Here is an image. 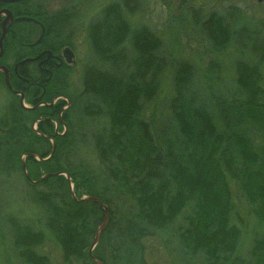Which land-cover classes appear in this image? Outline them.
<instances>
[{
  "label": "trees",
  "instance_id": "16d2710c",
  "mask_svg": "<svg viewBox=\"0 0 264 264\" xmlns=\"http://www.w3.org/2000/svg\"><path fill=\"white\" fill-rule=\"evenodd\" d=\"M114 1L87 26L89 49L104 67H89L73 98L67 94L66 67L57 70L58 83L45 86V104L37 111L22 110L13 98L10 143L0 146V161L10 159L21 173L17 156H25L27 201L42 213L43 229L64 264H94L89 249L104 211L97 203L79 202L83 196L107 212V226L91 252L102 264H147L143 238L163 233L180 218L186 222L179 234L183 248L202 254L204 263L222 264L233 257L240 236L230 225L232 191L264 220L263 70L258 62L237 61L229 93L214 82L200 92L193 85V66L178 60L165 89L171 62L162 39L147 27L133 28L129 1ZM46 2L25 0L11 9L27 23L42 24L43 47L58 54L71 47L64 28L77 20L78 4L49 11ZM199 24L216 53L232 45L231 27L216 14ZM251 52L264 61V39ZM57 97L69 103L52 104ZM73 111L101 125L92 134L89 164L73 166L83 142L73 129ZM51 141L54 151L45 160ZM8 225L22 264H51L36 252L46 239L43 230L11 217ZM254 249L255 258L264 261V241ZM234 264L248 263L237 258Z\"/></svg>",
  "mask_w": 264,
  "mask_h": 264
},
{
  "label": "rangeland",
  "instance_id": "374dc122",
  "mask_svg": "<svg viewBox=\"0 0 264 264\" xmlns=\"http://www.w3.org/2000/svg\"><path fill=\"white\" fill-rule=\"evenodd\" d=\"M46 1L44 5L49 11H57L78 4L77 20L64 28L65 36L71 46L69 50L73 55L70 65L62 57L68 74L67 94L71 98L77 97L81 92L84 72L89 67H104V64L100 63L89 49L87 26L91 22L97 23L95 18L97 13L115 1ZM116 1L121 4L124 2V0ZM126 2L131 11L128 18L132 27H147L163 41L164 53L171 62L170 69L166 73L165 89L171 80L172 66L178 60L186 61L193 66V85L196 87L195 90L200 92L211 88L206 86L214 82L219 88L217 90L223 89L225 94L229 93L228 91L232 89L231 82H233L232 67L237 61H246L248 64L258 62L264 74V61L259 56L258 59L253 57L251 52L263 43L264 1L258 3L256 0H127ZM213 13L222 18L225 25L231 27L234 36L232 45L219 53L213 51L206 41L199 24ZM198 18L200 21L196 24L194 19ZM239 42L242 45L238 46ZM246 42L249 43L246 44ZM209 72L215 73L213 78ZM2 89L4 91V87L1 88L0 93ZM8 95L6 91L0 94V111L6 109L10 100L11 103L14 102L12 96L9 95L10 98ZM59 100L69 103L68 99L61 97L55 100L54 104ZM24 106L28 107L25 103ZM71 120L77 138L83 140L75 157L72 158L73 166L79 163L89 164L94 161L91 153L92 134L96 129H100L101 125L80 117L75 111L71 115ZM81 134L84 139H81ZM5 159L8 161L4 164L0 161V264H22L13 247L8 218L30 225L35 231H44L43 215L39 209L27 201L28 187L24 183L23 172L20 173L17 165L10 159ZM24 159V156L21 158L17 156L18 162ZM232 197L234 214L231 216L230 225L238 230L240 236L233 257H228L222 264H234L237 258L243 259L248 264H264L263 260L255 258L254 255V246L264 241V220L255 217L257 215H254V207L248 204L240 192L233 190ZM185 227L186 222L180 218L163 233L150 232L151 235L143 238L142 250L147 264H207L204 263L202 254L190 253L183 248L179 234ZM44 232L45 242L36 252L45 256L51 264H64L58 247L51 236Z\"/></svg>",
  "mask_w": 264,
  "mask_h": 264
},
{
  "label": "flooded vegetation",
  "instance_id": "af4514ba",
  "mask_svg": "<svg viewBox=\"0 0 264 264\" xmlns=\"http://www.w3.org/2000/svg\"><path fill=\"white\" fill-rule=\"evenodd\" d=\"M20 3L22 2L16 4ZM12 5L15 4L0 2V90L4 87V91L12 96V99L17 100L22 110L37 111L45 104L41 102L46 92L45 86L54 79L58 83L59 76L55 72L65 67L62 57L64 60H67V57L62 51L54 54L45 49L42 24L33 20L27 23L25 16L11 9ZM28 52L31 56H27ZM5 79H8L11 89L6 87ZM4 91L2 89L0 94L2 95ZM22 102L29 107L23 108ZM11 106L10 100L6 109L0 111V146L10 143ZM35 123L36 121L32 123V128Z\"/></svg>",
  "mask_w": 264,
  "mask_h": 264
},
{
  "label": "water",
  "instance_id": "95a60500",
  "mask_svg": "<svg viewBox=\"0 0 264 264\" xmlns=\"http://www.w3.org/2000/svg\"><path fill=\"white\" fill-rule=\"evenodd\" d=\"M22 1H25V0H0V2L2 3H5V4H15V3H19V2H22ZM258 3H262L264 0H256ZM8 16L9 18H11V14L8 12ZM64 53L66 54L67 56V63L70 64L72 62V53L69 49H65ZM5 84L7 86V88L11 89L10 88V85H9V82H8V79H5ZM52 151H51V155L49 157L52 156L53 154V151H54V145L52 144ZM30 157H33V156H30ZM45 161V160H44ZM21 166H22V170H23V174H24V177L28 180V175H27V172L25 170V165H24V162L22 161L21 163ZM44 178H41L38 182H41ZM66 179L69 181V178L66 177ZM35 183V182H34ZM72 198L75 200V196L74 194L72 193ZM81 201H90V202H93V203H97L99 205L100 208H102V210L104 211V220L103 222L101 223V225L99 226V228L97 229L96 231V234L94 236V241H93V244L91 246V248L89 249V256L92 260V262L94 264H102L101 262L95 260L92 255H91V252L93 251L95 245L97 244L98 240H99V237L101 235V233L105 230L106 226H107V222H108V216H107V212L104 208V206L99 202L97 201L96 199H93V198H84V199H81L79 202Z\"/></svg>",
  "mask_w": 264,
  "mask_h": 264
}]
</instances>
